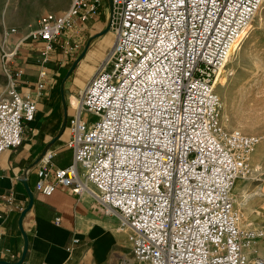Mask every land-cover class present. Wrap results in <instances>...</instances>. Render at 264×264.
Returning <instances> with one entry per match:
<instances>
[{
    "label": "built area",
    "instance_id": "built-area-1",
    "mask_svg": "<svg viewBox=\"0 0 264 264\" xmlns=\"http://www.w3.org/2000/svg\"><path fill=\"white\" fill-rule=\"evenodd\" d=\"M263 1L112 0L114 42L70 120L73 162L53 166L47 152L37 190L91 193L120 219L139 264H248L244 248L263 232L241 225L233 191L238 178L253 175L251 156L264 133L223 125L215 79ZM99 2L72 0L47 12L12 45L15 29L5 32L0 154L22 142L45 82L41 69L35 94L17 88L23 69L12 62L22 42L42 41L46 61L62 32L95 16ZM90 114L97 118L89 121ZM3 199L17 206L12 194Z\"/></svg>",
    "mask_w": 264,
    "mask_h": 264
},
{
    "label": "crops",
    "instance_id": "crops-1",
    "mask_svg": "<svg viewBox=\"0 0 264 264\" xmlns=\"http://www.w3.org/2000/svg\"><path fill=\"white\" fill-rule=\"evenodd\" d=\"M72 0H0V97L9 85L1 59L5 32L14 28L9 45L35 29L47 12H62ZM113 5L100 0L98 13L65 29L50 57L43 61L42 41L25 39L13 60L22 68L16 85L24 96L35 94L45 70L44 87L37 96L35 118L24 122L17 147L0 154V264H138L128 231L116 215L106 214L89 192L75 194L63 187L45 194L36 188L44 156L53 166L73 162L70 120L75 104L105 59L114 39ZM254 173L238 178L235 206L248 228L264 230V140L251 156ZM238 187V189H237ZM15 197L8 208L3 195ZM242 225V224H241ZM243 226V225H242ZM245 227V226H243ZM76 240V241H75ZM248 257L264 256V233L245 248Z\"/></svg>",
    "mask_w": 264,
    "mask_h": 264
},
{
    "label": "rangeland",
    "instance_id": "rangeland-1",
    "mask_svg": "<svg viewBox=\"0 0 264 264\" xmlns=\"http://www.w3.org/2000/svg\"><path fill=\"white\" fill-rule=\"evenodd\" d=\"M247 31L224 67L221 77L223 84L216 85L215 90L221 99V121L226 128L239 129L247 134H263L264 1ZM87 117L89 121L97 118L91 114ZM248 223L247 219H241L243 226H251ZM257 257L247 256L248 264H253L252 259L256 260Z\"/></svg>",
    "mask_w": 264,
    "mask_h": 264
},
{
    "label": "bare ground",
    "instance_id": "bare-ground-1",
    "mask_svg": "<svg viewBox=\"0 0 264 264\" xmlns=\"http://www.w3.org/2000/svg\"><path fill=\"white\" fill-rule=\"evenodd\" d=\"M247 32H248V31H247ZM245 36H246V34H245ZM231 58H232V56L228 59L227 62H229V61L231 60ZM226 64H227V63H226ZM223 70H224V69H221L220 73L218 74L217 78L215 79V86L218 85L219 83H222V84H223V81H222V79H221L222 74H223ZM246 252H248V251H246ZM252 263L255 264V259H252Z\"/></svg>",
    "mask_w": 264,
    "mask_h": 264
},
{
    "label": "water",
    "instance_id": "water-1",
    "mask_svg": "<svg viewBox=\"0 0 264 264\" xmlns=\"http://www.w3.org/2000/svg\"><path fill=\"white\" fill-rule=\"evenodd\" d=\"M109 1H110L111 5H113L112 0H109Z\"/></svg>",
    "mask_w": 264,
    "mask_h": 264
}]
</instances>
